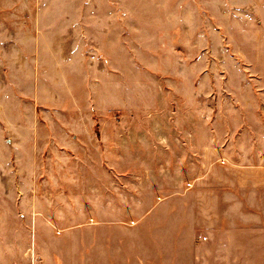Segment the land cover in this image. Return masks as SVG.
Instances as JSON below:
<instances>
[{
  "label": "rangeland",
  "instance_id": "rangeland-1",
  "mask_svg": "<svg viewBox=\"0 0 264 264\" xmlns=\"http://www.w3.org/2000/svg\"><path fill=\"white\" fill-rule=\"evenodd\" d=\"M64 219L264 264V0H0V264Z\"/></svg>",
  "mask_w": 264,
  "mask_h": 264
},
{
  "label": "crops",
  "instance_id": "crops-1",
  "mask_svg": "<svg viewBox=\"0 0 264 264\" xmlns=\"http://www.w3.org/2000/svg\"><path fill=\"white\" fill-rule=\"evenodd\" d=\"M63 212L69 216L68 209ZM50 215V211L40 214L43 218ZM48 222L38 220L30 230L33 234L31 243L38 254L32 264H143L140 243L132 251L129 237L118 235L112 226L66 225L64 219L54 227ZM201 241L207 240L202 238ZM172 251V264H179L177 246Z\"/></svg>",
  "mask_w": 264,
  "mask_h": 264
},
{
  "label": "built area",
  "instance_id": "built-area-1",
  "mask_svg": "<svg viewBox=\"0 0 264 264\" xmlns=\"http://www.w3.org/2000/svg\"><path fill=\"white\" fill-rule=\"evenodd\" d=\"M203 240H207V238H203Z\"/></svg>",
  "mask_w": 264,
  "mask_h": 264
}]
</instances>
